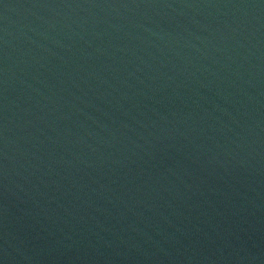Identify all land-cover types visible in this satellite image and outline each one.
Segmentation results:
<instances>
[{
	"label": "water",
	"instance_id": "95a60500",
	"mask_svg": "<svg viewBox=\"0 0 264 264\" xmlns=\"http://www.w3.org/2000/svg\"><path fill=\"white\" fill-rule=\"evenodd\" d=\"M0 264H264V0H0Z\"/></svg>",
	"mask_w": 264,
	"mask_h": 264
}]
</instances>
